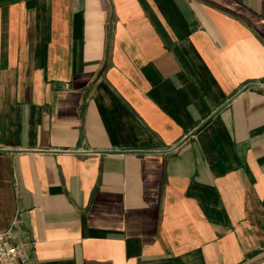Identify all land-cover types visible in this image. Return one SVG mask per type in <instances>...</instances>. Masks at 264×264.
Wrapping results in <instances>:
<instances>
[{
	"label": "crops",
	"instance_id": "obj_1",
	"mask_svg": "<svg viewBox=\"0 0 264 264\" xmlns=\"http://www.w3.org/2000/svg\"><path fill=\"white\" fill-rule=\"evenodd\" d=\"M262 83L264 0H0V232L26 264H264Z\"/></svg>",
	"mask_w": 264,
	"mask_h": 264
},
{
	"label": "built area",
	"instance_id": "obj_2",
	"mask_svg": "<svg viewBox=\"0 0 264 264\" xmlns=\"http://www.w3.org/2000/svg\"><path fill=\"white\" fill-rule=\"evenodd\" d=\"M258 86H264V83ZM0 264H26L18 247L13 244V236L9 231L0 232Z\"/></svg>",
	"mask_w": 264,
	"mask_h": 264
}]
</instances>
